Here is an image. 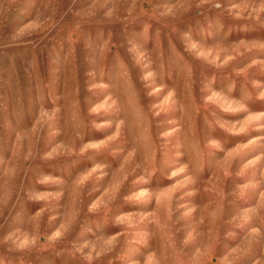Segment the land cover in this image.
<instances>
[{"label": "rangeland", "instance_id": "rangeland-1", "mask_svg": "<svg viewBox=\"0 0 264 264\" xmlns=\"http://www.w3.org/2000/svg\"><path fill=\"white\" fill-rule=\"evenodd\" d=\"M0 264H264V0H0Z\"/></svg>", "mask_w": 264, "mask_h": 264}]
</instances>
